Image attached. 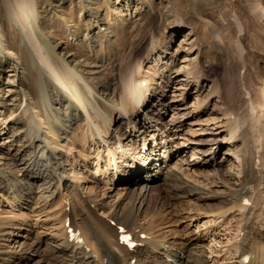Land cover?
Returning <instances> with one entry per match:
<instances>
[{
    "label": "rangeland",
    "instance_id": "obj_1",
    "mask_svg": "<svg viewBox=\"0 0 264 264\" xmlns=\"http://www.w3.org/2000/svg\"><path fill=\"white\" fill-rule=\"evenodd\" d=\"M21 1L0 0V37L18 58H11L0 43V220L4 222L0 264H70L53 261L51 255L59 250L58 228L69 224L74 205L84 215L111 226L113 215L133 209L138 213V229H151L170 245V239L197 243L191 249L195 257L202 252L207 264H240L239 253L229 249V244L242 237L249 221L264 232V161L259 162L263 175L254 174L258 178L251 188L255 196L250 202L244 200L248 207L229 209L220 201L242 184V145L246 143L256 155L254 162L264 154V50H260L264 46L254 48L259 43L254 36L264 38V18L254 25L244 19L248 6L257 0H30V9L22 13L18 9ZM258 1L264 7V0ZM216 33L221 36L219 42ZM35 35L43 47L42 57L47 62L50 59L57 79L40 63L37 47L29 44L28 39ZM124 82L135 86L125 91ZM25 93L33 98L45 128H55V142L68 158L58 174L76 185L73 197L77 201L65 192L60 194L49 179L41 181L29 173L42 175L50 166L45 161L37 163L44 142L29 135L33 124L22 116ZM137 95L148 100L146 107H140L141 113L151 106L156 117L142 121L140 115V123L136 120L132 125L127 116L132 115L130 109L120 116L116 108L127 106ZM102 110L112 111L110 129H114L103 141L97 138L85 144L82 133H86L88 121L97 123L94 113ZM238 118L234 124H242L230 134L228 122ZM118 138L129 148H122L120 160L132 156L148 163L145 174L139 173L131 182H124L128 175L121 172L119 176L112 170L117 164L110 165L111 169L106 162L92 165L99 151L106 159L103 149H110ZM150 149L152 155L144 157ZM167 150L171 152L168 161ZM85 154L87 157L82 156ZM151 157L167 163L194 188V196L169 199L164 195L172 178L167 180V169L159 172V163ZM24 176L36 180L25 182ZM9 180L19 183L20 201H10L5 195ZM134 186H146L145 205L130 201ZM255 186H260V193L253 191ZM249 207L254 211L250 218ZM74 215L79 221L75 211ZM146 250L142 245L140 257L148 262L155 259L153 253L147 257ZM261 251L255 252L252 264H264L260 257L264 248ZM244 260L245 264L250 261L249 257Z\"/></svg>",
    "mask_w": 264,
    "mask_h": 264
},
{
    "label": "bare ground",
    "instance_id": "obj_2",
    "mask_svg": "<svg viewBox=\"0 0 264 264\" xmlns=\"http://www.w3.org/2000/svg\"><path fill=\"white\" fill-rule=\"evenodd\" d=\"M21 2L22 3L18 4L19 5V8H18L19 12L22 13V11L24 12L25 10L30 9V5H31V4L29 5L30 0H22ZM176 10H179V7H176ZM255 10L259 11L260 16L255 14V13H257ZM247 12L249 14H246L247 18H246V16H244L245 17L244 19H246V21H248L249 24L254 25L253 23L255 22V20L259 21V20H261L260 18H264V7L261 5V3L258 0L253 1L252 4H250V6H248ZM253 12H255V13H253ZM252 13H253V16H251ZM258 24H260V23L258 22ZM178 25H184V24L181 22H178ZM250 28H251V26H250ZM250 28H248L249 31H250ZM248 34H250V32H248ZM254 34H256V33H254ZM260 35H261V33H260ZM2 37H4V36L2 35ZM216 38H217L218 42L221 41V36L218 33H216ZM254 39L256 40V42H259L258 44H256V46H254V48H259L260 46H264V38L261 39V36L259 37V35H258L256 37L254 36ZM251 41H252V39H251ZM28 42H29V44L32 45V47L33 46L37 47V48H35L36 49L35 54L39 57L40 63H42L46 67V70L48 71V73L51 74L53 76V78H55L54 76H57V75H55V73L57 71L55 72V68L52 66V62L50 61V59H49L50 62L49 61L47 62L42 57L43 47L41 46V42H40L39 37L37 35H35L31 39L29 38ZM0 43L2 45V48H4V50L7 51V53L9 51V56L11 58L18 59L17 56L15 55L16 53L11 50L12 48H10V46L8 44H6V41H4L1 38ZM249 44H252V43L250 42ZM260 50L263 51L264 49L261 48ZM132 76L135 78L136 75H132ZM136 77H138V76H136ZM55 79H57V78H55ZM134 81L136 82V79ZM60 83L62 84V82H60ZM228 83H231V82L229 81ZM123 84H124L123 90H125V91H127V88L129 90V89H132L133 86H135L134 82L132 84H126L124 82ZM230 85L233 86L232 83ZM72 87H74L73 84H72ZM137 89L144 91V93H147L146 88H143V86L138 87ZM74 90L76 93L80 94V92H77L75 87H74ZM229 91L230 90H228V92ZM148 92H150V91H148ZM82 97H83V95H82ZM137 97L138 98L135 97L136 100H134V98H132L134 101L128 100L127 104H126L127 106H123V107L118 106L116 108L119 111L120 116L121 115L123 116V114H125L126 111H128L130 109V113H132V115L130 116V114H129L127 116H128L129 121L131 122L132 125H133L134 121H136V120H137V122L140 123V121H141V119L139 118L140 115H143L142 121L148 117L151 120H154V118L156 116L153 117L154 116V114H153L154 110L151 108V106H148L146 108V110L144 108V112L141 113L140 107H144L145 103H147V101H148L145 99L146 97L144 95L143 96L137 95ZM83 100H85V99H83ZM125 103H126V100L124 102V105H125ZM23 104L24 105H23L22 116L24 119H26V121L28 123L30 122L33 124L30 126L29 135H31V133H33V136L35 138H38V140L40 142H44V144L41 145V148L38 151L37 158L39 157V162H37V163H40V161L42 162L41 164L45 163L44 161L46 159H48L49 156L52 159V162L48 164L50 166V167L49 166L48 167L51 170L46 168L45 171L42 173V175L39 172L34 173L30 170H28V172L30 171L29 172L30 174H33V175L35 174L36 176H38V180H41L42 178H44L46 181L47 179H49L48 181L50 183L52 182L56 186V189H58L59 192L61 191L60 194H64V192H65L67 195H69L71 197L70 200H72L74 198L73 196H75V192H76L77 187H76V185L71 184V182H67V181L63 180L62 179L63 175L60 176L58 174V171L62 168V164L64 162H68V160H66L68 158L65 154H63L61 151H59V146L56 144L57 133L55 131V128H50V127L48 129L45 128L46 124L44 123V120L41 117L40 112L36 109L34 100L30 94L25 93ZM80 105H81V102H80ZM80 108H81V106H80ZM82 108H84V107H82ZM95 110L96 109H93V111H95ZM263 111H264V107H263ZM88 112H89L88 108L84 109L85 116H86V113H88ZM96 112L94 114H96V116H97L95 119L97 123L92 124L88 121L89 125H87V129L85 131L86 133H84V134L82 133V138H84L82 140L85 142V144L87 143V140H90V142H91V139H94V141H97V138H98L100 140L102 139V141H103L105 139L104 136L107 135L110 137V135H109L110 133H108V132L111 130V133H112V130L114 129V127H113V129H110V127L113 123L112 122V111L105 112L102 110V113H101L102 115L98 111H96ZM88 116H89V114H88ZM75 117L76 116H72L71 119L75 120L76 119ZM261 118L262 117H260V119ZM157 120L158 119H156L155 122H157ZM118 121H119V119H118ZM238 121H240V118L235 119L233 122L230 119V121L228 122V124L231 125V129L229 130L230 134L233 133L236 129L240 128L242 122H240V124L238 123V125H235L236 123L234 124V122H238ZM70 122H72V121H70ZM88 128H89V130H88ZM44 129H45V131H43ZM95 132H96V134H94ZM65 133H66V131H65ZM263 134H264V132H263ZM179 136H180V140H186L183 136H181V135H179ZM233 136H235V135H233ZM134 137L135 138H134L133 143L137 144L138 139L135 135H134ZM236 137H237V135H236ZM262 137H264V136L262 135ZM240 138H241V136H240ZM122 140H123V138H122ZM122 140H121V138H118L116 143H112V147H115L116 149H112V147H110V149H109V147H107V146L105 147L106 149L105 148L103 149V150H106V153H107L105 160L103 157L104 155L102 156L103 157V160H102V157L100 155L101 151H99L97 148L96 151H99V153L97 154V157L95 159V163H93L92 165H93V167H98L99 165L102 166V162L104 161V163L108 162V169H111L110 165H113V164L116 165L117 164L119 167L116 165L114 167V169H112V170H115L118 173V175L121 172H122L123 176L128 175V178L125 177L126 179L124 182H129V181L131 182V180H134L135 177H139V176H137L139 173L144 172V174H145V172H146L145 167H146L147 162H144L145 161L144 160V161H138L139 162L138 163L137 161H135V159L132 156H130L129 158L126 157L125 160H120V158H123L122 156H124L123 150L129 149L126 146L120 144L122 142ZM132 140L133 139H131V141ZM161 141H163V139ZM109 144H111V143H108V145ZM118 144H120V145L117 149ZM179 144H181V143H179ZM179 144L175 145V148H177V146H179ZM122 148H124V149H122ZM163 149H164V147H163ZM117 150H118V153H121L119 155V157L117 156V154H118ZM130 150H131V148H130ZM152 151L153 150L150 149L149 154L147 156H144V157L151 156L152 154H150V153ZM250 151L251 150L247 148L246 143H245V146H244V144L242 145V153H243V155H241V157L243 156L242 157V161H243L242 166L243 167H241L242 168V175H243L242 176V184L237 191H235V192L231 191L227 196H225V195H224V197L222 196L223 199H222V201H220V203L222 204V206L225 205V208L227 206L229 209H231V208L232 209L233 208H236V209L237 208H243L246 206L248 207V205L245 204L246 202L244 200L249 201L253 198V196H255V195H253V192H251L252 186L256 185V183L258 181V178H255L254 174H255V176L258 173L260 175H263L264 171L263 172L261 171V165L259 162L264 161V154L258 156V158H259L258 162H254L256 155L254 153L251 154ZM164 152H165V150H164ZM167 152H168L166 154L167 156L166 155L165 156H166V160L168 161L171 158V152H169V150H167ZM82 156L85 157L86 154L82 155ZM151 159L153 162L159 163V165H158V167H160L159 172L164 173V171H165L164 169L165 168L167 169L164 173V175L167 174V175H165L168 177V178H166L167 180L172 178L173 184H171L168 188L166 187L164 195H166L169 199L177 198L178 196H185V197L186 196L187 197L194 196V188H191L185 181H183L181 176H178L172 170H170L167 167L168 166L167 163L162 162V159H154V157H151ZM122 163H123L124 167H122ZM69 164H70V162H69ZM119 164H121V165H119ZM147 166H148V163H147ZM96 171L99 172V169H96ZM104 171H106V170H104ZM132 171H133V173H132ZM130 174H134V176L130 177ZM27 178L28 179H26L25 176L23 177L24 180L26 179L25 182L29 181L30 178L36 180V178H32L31 176L30 177L28 176ZM120 178H122V177H120ZM136 179H138V178H136ZM7 184H8L7 185L8 187L4 188L5 195L10 197V201H12V200L20 201L22 189H20L21 187L19 186V183H18V185H14L9 180ZM20 184L22 185V183H20ZM144 185H146V184H144ZM49 186H51V184ZM259 187L260 186H258V187L255 186L253 191L256 190L258 192ZM145 188H146V186H140V188H137V186H134L133 189L129 193L130 201L132 203L139 202L140 204L145 205L144 201L147 199V198H145L146 197V195H145L146 189ZM28 192H30V191H28ZM258 193H260V192H258ZM2 195H4V194H2ZM259 197L260 196H258V199H260ZM74 199L76 201L78 200L76 198H74ZM256 202L257 201L255 198V201L253 202V205H251V206L255 207ZM80 204H81V202H80ZM84 204L87 205V203H84ZM72 207H74V208H73V211L69 214L71 216V218L69 219V221H70L69 224L68 225L66 224L67 223L66 221L68 219L67 218L68 216H67L66 217L67 219L66 218L64 219V220H66L65 221L66 223L63 224L62 226H59V228H58L59 237L61 238V241H59V245H57V246H59V250H57V252L55 254L51 255V258L53 259V261L61 259V260H66L67 262H70V264H73V262H75L74 264H207V262H205V261H207V258H204L205 256L202 255V252L200 253V255L202 257L198 256V255H197L198 257H195V251H193L191 249V247L193 248V246L197 245V243L194 244L192 242H183V241L178 242L175 239H170L173 241V245H170V244H168V242H166V240L163 237H162L163 239H161L160 237L156 236L154 232L150 231L151 229L150 230H144V231L141 229H138L137 226H135V223H136V220L138 217V213L134 212L133 209L126 212L122 216L121 215L118 216L116 214L113 215L111 217V220L114 221V223H113L114 225L111 226V225H109V223H106L102 220H99L98 218H94L93 216L88 217V214L84 215L81 210H77L76 209L77 207L75 208V205ZM159 210H160V208H159ZM224 210L226 211V209H224ZM74 211H75L76 215L80 216L79 221H77L78 219L75 220L76 216L74 215ZM248 211H249V218H250L252 215H254V211H252V207H249ZM85 212H87V210ZM161 212H162V210H161ZM221 212H223V210ZM66 215H67V213H66ZM262 219H264V218H262ZM254 224H255L254 222L249 221L245 225L246 227L245 228L243 227L244 228L243 229L244 230L243 235H242V237L240 236V238L237 239V240L242 239L241 243L239 245H237V242H236L237 240H235V243L229 244V247H228L229 249H234L236 254H237V252L239 253V255L237 254V256H238L240 264H245V263H243L245 261L244 257H246V258L249 257L250 261L247 264H252L254 262V259H255V257L253 256V255H255V252H257V250L262 252L261 250L264 248L263 247V245H264V232L261 230L254 229V226H253ZM3 225H4V222H2L0 220V230H1V226H3ZM263 225H264V220H263ZM13 227L19 228L20 226L18 227L17 225H13ZM81 234L84 235L83 238H81L79 236ZM124 234H128L131 237V240L130 241H123L121 236ZM163 236H164V234H163ZM130 244L134 245L133 249H131ZM142 245H145V247L147 249L146 251L148 253H145L146 256L148 257L150 254L153 253L152 257L155 259H152V261L148 262L146 257H144V256L140 257V251H141ZM157 252L158 253L163 252V253L160 256L159 254H156ZM78 257H81V258H78ZM260 257H261V259L262 258L264 259V254L260 253ZM153 260H155V261H153Z\"/></svg>",
    "mask_w": 264,
    "mask_h": 264
}]
</instances>
